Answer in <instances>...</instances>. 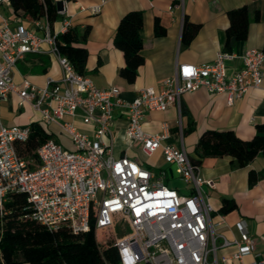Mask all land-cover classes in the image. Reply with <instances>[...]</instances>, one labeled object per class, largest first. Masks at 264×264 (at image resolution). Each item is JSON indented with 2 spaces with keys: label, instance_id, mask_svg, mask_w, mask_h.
I'll return each instance as SVG.
<instances>
[{
  "label": "built area",
  "instance_id": "built-area-1",
  "mask_svg": "<svg viewBox=\"0 0 264 264\" xmlns=\"http://www.w3.org/2000/svg\"><path fill=\"white\" fill-rule=\"evenodd\" d=\"M170 1L184 8L188 0ZM107 2L100 0L79 8L96 15ZM2 6L13 12L11 0H0ZM58 13L68 14L67 1L62 2ZM33 24L43 31L42 36L24 24L12 28L9 18L0 14V99L16 93L22 103L31 104L41 114L47 125L58 124L71 138L74 150L51 138L38 148L39 165L32 169L16 151V143L29 138L30 127L1 125L0 213L7 195L16 191L26 195L30 218L51 230L67 225L74 233L88 231L94 214L97 234L112 231L119 264H264V242L257 251L256 239L248 234L243 220L237 223L239 238L227 239L216 232L211 221L214 209L202 191L203 184H213L202 178L200 167L193 164L183 147L166 142L170 137L168 124L163 123L161 131L154 134L143 130L147 113L170 107L181 111L183 94L201 87L209 94H224L227 105L251 88L264 92V52L256 48L243 51L241 68L230 75L226 73V61L232 53L219 51L213 61L203 65L177 64L160 91L142 88L133 101H126L120 98V88H98L60 53L56 37L71 27L69 18L64 19L59 32L51 31L47 17ZM44 52L57 59L62 70L60 79L49 78L42 88L27 79L17 86L13 81L17 62L28 53ZM116 110L128 122L125 133L130 145L149 157L160 150L164 161L174 166L186 183V193L165 184L167 172L158 178L154 169L137 159L113 155L112 142L107 143L106 138L111 137ZM78 111L83 123L93 127L92 137L67 120L76 117ZM179 138L182 141V134ZM117 224L122 225L120 237L115 233ZM227 247L234 250L219 255V250ZM247 256H252L250 262H245Z\"/></svg>",
  "mask_w": 264,
  "mask_h": 264
},
{
  "label": "crops",
  "instance_id": "crops-1",
  "mask_svg": "<svg viewBox=\"0 0 264 264\" xmlns=\"http://www.w3.org/2000/svg\"><path fill=\"white\" fill-rule=\"evenodd\" d=\"M55 1L57 3L66 0ZM99 2L100 0L67 1L68 14H59L58 20L51 25V31L59 32L65 18L71 20V27L80 36L88 28L85 43L88 52L86 75L98 88H120V98L126 101H133L142 88L152 87L160 91L162 82L174 74L177 64L203 65L213 61L216 53L223 50L225 30L229 23L227 12L231 9L242 6L250 11L258 9L259 20L250 22L245 40L235 42L232 58L226 61V73L230 75L241 68L240 56L246 49H264V0H188L184 8L173 6L170 0H108L102 11L96 15L82 12L79 8V5L88 7ZM131 11L143 13L142 54L145 63L139 68L135 82L128 83L120 75L124 56L114 46L113 38L120 19ZM0 14L9 18L12 28L17 24H24L28 29L35 30L38 36L43 35V31L34 28L33 21L15 14L5 6L0 7ZM185 21L188 22L186 36L183 35ZM156 22L165 29L164 35L155 36ZM193 26L199 27L191 38ZM43 48L48 50L46 44ZM61 75V67L52 54L28 53L17 62L13 81L20 87L23 80L27 79L42 88L47 85L49 78L58 80ZM81 114L78 111L76 117H68L67 120H72L80 132L92 137L94 129L83 123ZM32 123L42 124L52 135V139L64 148L74 150L71 138L58 124L47 125L41 114L31 104L22 103L16 93L0 99V126L26 127ZM163 123H167L170 129V137L166 142L183 147L191 159H198L195 147L206 130H232L236 136L245 140L255 134V126L264 123V92L251 88L232 105H227L224 94H209L201 87L183 94L181 111L170 107L163 112L147 113L143 130L158 133ZM127 125L125 116L116 110L111 137H107L106 142H112L115 157L127 155L149 167L143 160L144 155L139 147L130 145L125 133ZM156 153L162 158L160 150ZM249 171L264 175V155L258 154L245 167L238 166L229 156L204 158L200 175L205 180H211L213 187L203 184L202 191L214 209L211 221L216 232L227 239L239 238L237 223L243 220L248 234L256 239L257 251H261L264 242V176L255 184L249 185ZM224 201L233 205L229 211H221ZM233 250L234 247H227L220 249L218 253L229 255ZM244 260L250 262L252 256H247ZM229 264L237 263L231 261Z\"/></svg>",
  "mask_w": 264,
  "mask_h": 264
},
{
  "label": "trees",
  "instance_id": "trees-1",
  "mask_svg": "<svg viewBox=\"0 0 264 264\" xmlns=\"http://www.w3.org/2000/svg\"><path fill=\"white\" fill-rule=\"evenodd\" d=\"M11 3L15 14L31 21L47 17L52 25L58 20L55 0H11ZM227 17L229 23L222 52L231 54L235 42L245 40L250 22L259 20V10L250 11L242 6L229 10ZM187 25L185 21L184 36ZM198 27L193 26L191 38ZM142 29L143 13L131 11L120 19L113 38L114 46L124 56L120 75L128 83L135 82L139 68L145 63ZM88 30L80 36L75 28L69 27L56 37L60 53L84 76H87L85 67L88 52L85 43ZM164 34L165 29L156 22L155 36ZM29 127V138L25 142L16 143V151L35 169L39 165L37 150L52 135L40 123H32ZM195 154L198 159L191 160L196 167H201L204 158L221 156H229L238 166L245 167L258 154L264 155V123L257 124L255 134L246 140L236 136L232 130H206L196 144ZM262 176L249 171V185L255 184ZM232 207L224 201L221 211H229ZM30 213L24 193L15 191L7 195L0 213V264H119L112 231H104L105 235L100 239L96 233L94 214L90 217L88 231L74 233L67 225L48 229L32 220ZM104 239L106 242L102 243Z\"/></svg>",
  "mask_w": 264,
  "mask_h": 264
},
{
  "label": "rangeland",
  "instance_id": "rangeland-1",
  "mask_svg": "<svg viewBox=\"0 0 264 264\" xmlns=\"http://www.w3.org/2000/svg\"><path fill=\"white\" fill-rule=\"evenodd\" d=\"M143 155H144L142 157L143 160L146 162V164L151 169H155L156 173L158 174V178H161L163 176L164 170L167 172V178L165 179V184L167 186L181 189L182 193H186V191L184 190V188L186 187V183L179 177L178 174H176L174 166H170L169 164H167L164 161V159L161 158L160 155H158L157 153L153 154L150 157L146 156L145 154H143ZM162 168H164V169H162ZM169 169H172L173 178H171V173H170ZM121 230H122V225L117 224L116 229H115V233L119 237L121 235ZM104 235H105V233H102V232L98 233V236L100 239L103 238Z\"/></svg>",
  "mask_w": 264,
  "mask_h": 264
},
{
  "label": "water",
  "instance_id": "water-1",
  "mask_svg": "<svg viewBox=\"0 0 264 264\" xmlns=\"http://www.w3.org/2000/svg\"><path fill=\"white\" fill-rule=\"evenodd\" d=\"M61 7H62V2L61 1H58L57 2V8H58V10H60ZM170 173L172 174V170H170Z\"/></svg>",
  "mask_w": 264,
  "mask_h": 264
}]
</instances>
